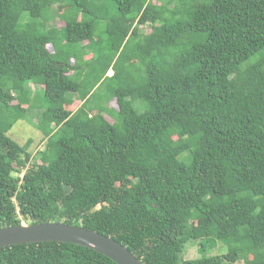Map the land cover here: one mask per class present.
<instances>
[{
  "label": "trees",
  "instance_id": "obj_1",
  "mask_svg": "<svg viewBox=\"0 0 264 264\" xmlns=\"http://www.w3.org/2000/svg\"><path fill=\"white\" fill-rule=\"evenodd\" d=\"M36 109L33 159L7 132ZM22 222L142 264H264V0H0V229ZM0 264L114 263L52 242Z\"/></svg>",
  "mask_w": 264,
  "mask_h": 264
},
{
  "label": "water",
  "instance_id": "obj_2",
  "mask_svg": "<svg viewBox=\"0 0 264 264\" xmlns=\"http://www.w3.org/2000/svg\"><path fill=\"white\" fill-rule=\"evenodd\" d=\"M64 243L92 250L114 264H142L125 246L95 231L64 223H34L0 229V249L13 245Z\"/></svg>",
  "mask_w": 264,
  "mask_h": 264
},
{
  "label": "rangeland",
  "instance_id": "obj_3",
  "mask_svg": "<svg viewBox=\"0 0 264 264\" xmlns=\"http://www.w3.org/2000/svg\"><path fill=\"white\" fill-rule=\"evenodd\" d=\"M57 10L60 13L59 9H56V7H53L52 12L50 14L51 18H50V21L48 23V27H62L63 26V23L58 19ZM102 26H103L102 23H100V27H102ZM141 30L146 31V32L149 31L148 27H144ZM49 49L51 50L50 47H49ZM111 74H112L111 71H109L107 73L108 76H110ZM29 88L31 90V94L34 93L35 91H37L36 94H37L38 98L40 99L41 92L38 89V87L34 86V85H30ZM75 103H73V105H71V106H68V108H70L71 110L72 109L75 110L76 107L79 105L78 103H77V105H75ZM108 106L110 108H114V109L117 107L116 103L114 101H112L110 104H108ZM39 113H40L39 109H36L35 111H32V112H28L27 116L31 117L30 118L31 121L30 120L28 121L27 117H25L21 120H18L12 126V128L7 132V136L9 138H11L13 141H15L16 143H18L19 145L23 146L27 143L29 144L28 153L31 154L33 159H35L37 152L42 151L44 149V145H45V141H46L45 137L42 135V133L36 127L37 122H38L37 120H38ZM105 117L109 122H112V120L108 116H105ZM27 165L29 166V164H27ZM21 175H19V176H21ZM22 224L27 225L26 222H22ZM198 247L200 248L198 240H196V241L193 240V241L188 242L185 246L184 252L181 255V258L183 260H191V259H196V258L200 257L202 254L198 253ZM228 249H229L228 244H225L222 241H217L215 247L207 248L206 251L204 252V254L206 256L222 255V254L226 253ZM237 264H242V263L239 262Z\"/></svg>",
  "mask_w": 264,
  "mask_h": 264
}]
</instances>
